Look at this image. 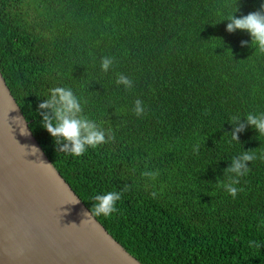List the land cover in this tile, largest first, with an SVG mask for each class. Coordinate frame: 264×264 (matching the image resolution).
<instances>
[{
    "label": "trees",
    "instance_id": "trees-1",
    "mask_svg": "<svg viewBox=\"0 0 264 264\" xmlns=\"http://www.w3.org/2000/svg\"><path fill=\"white\" fill-rule=\"evenodd\" d=\"M262 4L0 0V70L31 131L90 211L96 194L131 186L117 213L95 217L142 264H264V247L249 245L264 244V135L227 134L232 116L264 113V53L247 31L226 30L237 7L239 18ZM104 56L116 60L107 73ZM118 73L132 89L116 85ZM56 86L71 88L114 140L81 157L59 152L38 110ZM247 150L257 159L233 198L217 182L231 181L225 169Z\"/></svg>",
    "mask_w": 264,
    "mask_h": 264
},
{
    "label": "water",
    "instance_id": "water-1",
    "mask_svg": "<svg viewBox=\"0 0 264 264\" xmlns=\"http://www.w3.org/2000/svg\"><path fill=\"white\" fill-rule=\"evenodd\" d=\"M85 212L91 213L36 140L0 70V264H142Z\"/></svg>",
    "mask_w": 264,
    "mask_h": 264
},
{
    "label": "clouds",
    "instance_id": "clouds-1",
    "mask_svg": "<svg viewBox=\"0 0 264 264\" xmlns=\"http://www.w3.org/2000/svg\"><path fill=\"white\" fill-rule=\"evenodd\" d=\"M261 9V11L252 12L238 18L235 15L239 11L237 7V11L226 18L229 21L226 30L229 33H234L237 30L247 31L251 36V45L260 53H264V4L261 5ZM248 43V41H241V46H248ZM115 63V57L104 56L101 59L100 66L107 73L114 67ZM115 83L117 86L123 85L129 90L134 86L133 80L124 73L117 74ZM38 110L39 115L43 118L41 125L53 137L59 152L81 157L89 148L95 149L114 140V133L110 129L105 130L95 120L84 114L82 101L71 88L63 86L51 88L49 95L43 102L39 103ZM133 112L137 117L146 114V106L141 99L135 100ZM16 119L21 120L20 117ZM229 123L233 127L232 131L227 134H230L233 141L239 142V133L245 131L249 126L253 127L259 135H264V113H248L243 119L238 115H234ZM21 134L28 135L25 127L21 128ZM199 150L200 146L197 144L194 151L199 153ZM38 151L35 146L32 147L33 154ZM261 158L264 159V155ZM256 159L257 156L253 150L244 151L234 157L229 167L225 169L226 173L233 174V178L228 183L218 181L217 184L235 198L238 192L243 191L242 188H237L235 185L239 183L240 177L246 176L251 171L249 164ZM141 175L150 180H155L159 175V170H145ZM130 188L131 186L126 184L120 191L96 194L93 197L94 203L91 213L85 212L84 215L112 216L118 212L117 203L122 199L123 193L129 191ZM156 195V192L152 193L154 198ZM78 202L76 199L73 204ZM84 222L85 220L82 221V223ZM71 226L77 225L73 223ZM262 226H264V221H262ZM249 245L256 248L264 247V244L258 241H249Z\"/></svg>",
    "mask_w": 264,
    "mask_h": 264
}]
</instances>
